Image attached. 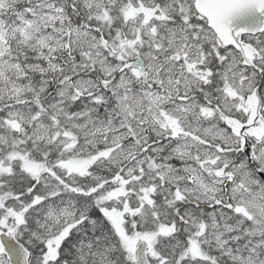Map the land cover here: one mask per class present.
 Listing matches in <instances>:
<instances>
[{
    "label": "snow or ice",
    "instance_id": "1",
    "mask_svg": "<svg viewBox=\"0 0 264 264\" xmlns=\"http://www.w3.org/2000/svg\"><path fill=\"white\" fill-rule=\"evenodd\" d=\"M0 264H264V0H0Z\"/></svg>",
    "mask_w": 264,
    "mask_h": 264
}]
</instances>
